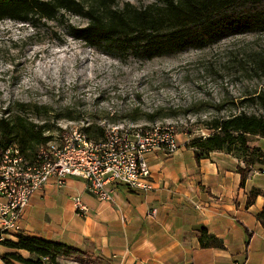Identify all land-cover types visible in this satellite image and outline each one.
<instances>
[{"label": "rangeland", "instance_id": "rangeland-1", "mask_svg": "<svg viewBox=\"0 0 264 264\" xmlns=\"http://www.w3.org/2000/svg\"><path fill=\"white\" fill-rule=\"evenodd\" d=\"M156 1L120 0V7L143 9ZM87 24L70 12L53 22H0V113L15 103L40 107L29 117L51 140L68 124L97 131L122 123L145 131L172 125L192 140L209 134L205 124L214 117L264 115L260 103L247 101L264 96V77L256 72L264 30L146 59L74 39L72 28ZM250 140L264 149V139ZM73 258L95 264L82 255Z\"/></svg>", "mask_w": 264, "mask_h": 264}, {"label": "crops", "instance_id": "crops-1", "mask_svg": "<svg viewBox=\"0 0 264 264\" xmlns=\"http://www.w3.org/2000/svg\"><path fill=\"white\" fill-rule=\"evenodd\" d=\"M190 141L179 134L175 153L148 155L152 189L119 185L110 201L91 194L81 179L69 178L62 188L52 179L26 209L23 235L74 246L95 264H264V169L253 167L242 185L241 158L214 152L198 163ZM254 190L262 194L250 205ZM203 228L222 249L201 246ZM6 240L18 242L14 236ZM10 254L36 259L0 244V264Z\"/></svg>", "mask_w": 264, "mask_h": 264}, {"label": "trees", "instance_id": "trees-1", "mask_svg": "<svg viewBox=\"0 0 264 264\" xmlns=\"http://www.w3.org/2000/svg\"><path fill=\"white\" fill-rule=\"evenodd\" d=\"M87 6L80 0H0V22L10 20L33 24L53 22L70 12L88 21L85 27L72 28L74 39L88 46L103 49L116 46L121 52H133L146 59L172 54L188 48L203 49L222 39L264 30V0H157L140 9L120 0H90ZM257 74L264 77V56L258 63ZM260 103L264 110V96L247 100ZM15 110V113H13ZM40 107L15 103L0 113V144L3 149L18 145L27 159L33 160L41 146L51 139L45 127L31 119ZM209 134L192 139L189 147L198 163L214 152H227L241 158L242 185L255 166L264 169V151L251 146L252 137L264 139V115H250L245 111L225 117H214L205 124ZM86 128L91 140L104 139L105 130ZM96 132H99L96 133ZM96 133V135H94ZM262 194L254 190L251 205ZM260 220L264 222L263 216ZM18 242L5 240L1 244L16 251H26L36 259L20 255L3 256L7 264H60V258L81 255L71 245L19 235ZM203 248H223V244L206 229L201 230Z\"/></svg>", "mask_w": 264, "mask_h": 264}, {"label": "built area", "instance_id": "built-area-1", "mask_svg": "<svg viewBox=\"0 0 264 264\" xmlns=\"http://www.w3.org/2000/svg\"><path fill=\"white\" fill-rule=\"evenodd\" d=\"M53 139H59V146H50L49 141L37 153V157H43L41 170L27 168V158L18 145L3 149L0 144V244L7 236L23 234L21 221L26 209L33 196L52 179L60 188L69 178L81 179L91 194L110 201L119 185L134 190L152 189L148 155L158 151L171 155L179 148L173 127H155V132H145L142 125L138 133H128L125 123L105 130L98 145H91L85 134L69 135L64 129L63 138ZM11 160L26 162V171L12 169ZM14 199H22V207H14ZM76 205L79 213H86L80 199H76ZM156 214L157 210H153L152 215Z\"/></svg>", "mask_w": 264, "mask_h": 264}, {"label": "bare ground", "instance_id": "bare-ground-1", "mask_svg": "<svg viewBox=\"0 0 264 264\" xmlns=\"http://www.w3.org/2000/svg\"><path fill=\"white\" fill-rule=\"evenodd\" d=\"M71 125L68 124L63 127L64 131H69V135L85 134L86 136H88L84 131H76ZM118 126L119 125L105 127V130H112ZM155 127L165 128V127H173V126L172 125H157ZM155 127L145 132H155ZM125 128L127 129L128 133H138V131H141L139 129H135L129 126H125ZM58 138H63V131L61 132V135ZM91 145H98V141L91 140ZM50 146H59V139L51 140ZM40 149H42V146L40 147ZM34 160H36V162ZM11 167L12 169H16V171H26V162H22L18 160H11ZM27 168H33V170H41L43 168V157L36 156L33 160L27 159ZM14 207H22V199H14Z\"/></svg>", "mask_w": 264, "mask_h": 264}]
</instances>
